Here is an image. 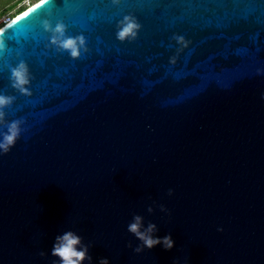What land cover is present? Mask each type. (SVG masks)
<instances>
[{
    "label": "water",
    "instance_id": "water-1",
    "mask_svg": "<svg viewBox=\"0 0 264 264\" xmlns=\"http://www.w3.org/2000/svg\"><path fill=\"white\" fill-rule=\"evenodd\" d=\"M0 29V139L22 129L0 154V264H55L67 231L92 264H264V0H38ZM137 214L175 247L136 252Z\"/></svg>",
    "mask_w": 264,
    "mask_h": 264
},
{
    "label": "clouds",
    "instance_id": "clouds-1",
    "mask_svg": "<svg viewBox=\"0 0 264 264\" xmlns=\"http://www.w3.org/2000/svg\"><path fill=\"white\" fill-rule=\"evenodd\" d=\"M45 27L53 32V43L62 49L70 50L74 58L81 55L82 48H86V38L83 35L75 38L65 36L66 26L63 22L58 23L53 28L50 22L45 21ZM140 27L141 25L135 17H125L120 22L117 37L120 40L135 38ZM2 33L3 29H0V49L6 47ZM176 39L185 44V46L188 43L183 36H177ZM11 71L14 86L24 93H29L30 90L27 85L30 83V71L27 64L22 62L13 67ZM13 99L14 97L0 94V123L4 122L6 115L4 108L12 103ZM20 124V121H14L8 125V130L2 134V139H0V154L8 153L15 146L22 131ZM174 191V189H169V195L173 194ZM152 210L150 207L149 211ZM220 230L222 231L223 228ZM128 231L133 233L142 242L135 249L138 253L142 252L145 248L151 249L157 245H162L166 250H171L176 245V241L170 233L165 236L155 234L157 232V225L155 223H150L145 228L144 218L139 214L135 215L132 222L128 224ZM51 254L54 257H58L55 264H85V262L92 264L93 261L89 245L85 244L83 237L74 231H67L62 235H58L53 244ZM41 255H44V253H41ZM98 264H111V260L107 256H102Z\"/></svg>",
    "mask_w": 264,
    "mask_h": 264
},
{
    "label": "rangeland",
    "instance_id": "rangeland-1",
    "mask_svg": "<svg viewBox=\"0 0 264 264\" xmlns=\"http://www.w3.org/2000/svg\"><path fill=\"white\" fill-rule=\"evenodd\" d=\"M38 0H0V27L10 17Z\"/></svg>",
    "mask_w": 264,
    "mask_h": 264
},
{
    "label": "bare ground",
    "instance_id": "bare-ground-1",
    "mask_svg": "<svg viewBox=\"0 0 264 264\" xmlns=\"http://www.w3.org/2000/svg\"><path fill=\"white\" fill-rule=\"evenodd\" d=\"M34 3H36V2H34ZM34 3H33V4H34ZM33 4H31V5H33ZM31 5H30V6H31ZM10 18H11V17H10ZM8 20H9V18L6 20V22H7Z\"/></svg>",
    "mask_w": 264,
    "mask_h": 264
},
{
    "label": "trees",
    "instance_id": "trees-1",
    "mask_svg": "<svg viewBox=\"0 0 264 264\" xmlns=\"http://www.w3.org/2000/svg\"><path fill=\"white\" fill-rule=\"evenodd\" d=\"M22 10H24V9H22ZM22 10H21V11H22ZM21 11H19V12H21ZM19 12H18V13H19ZM18 13H17V14H18ZM14 16H15V15H14ZM14 16H13V17H14Z\"/></svg>",
    "mask_w": 264,
    "mask_h": 264
},
{
    "label": "built area",
    "instance_id": "built-area-1",
    "mask_svg": "<svg viewBox=\"0 0 264 264\" xmlns=\"http://www.w3.org/2000/svg\"><path fill=\"white\" fill-rule=\"evenodd\" d=\"M6 23V22H5Z\"/></svg>",
    "mask_w": 264,
    "mask_h": 264
}]
</instances>
